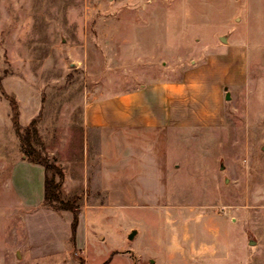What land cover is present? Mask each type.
Here are the masks:
<instances>
[{
    "label": "rangeland",
    "instance_id": "1",
    "mask_svg": "<svg viewBox=\"0 0 264 264\" xmlns=\"http://www.w3.org/2000/svg\"><path fill=\"white\" fill-rule=\"evenodd\" d=\"M239 45L244 80L222 88L221 124L162 130V204L110 198L98 132L83 127L87 100L181 82ZM212 75L209 106L222 77ZM13 106L22 128L38 119L44 152L70 178L80 172L72 161L88 165V182L64 194L84 210L85 247L29 258L31 236L46 241L67 225L45 228L39 212L25 235L29 214L46 207L44 181L21 151ZM0 252L3 264H264V0H0Z\"/></svg>",
    "mask_w": 264,
    "mask_h": 264
},
{
    "label": "crops",
    "instance_id": "2",
    "mask_svg": "<svg viewBox=\"0 0 264 264\" xmlns=\"http://www.w3.org/2000/svg\"><path fill=\"white\" fill-rule=\"evenodd\" d=\"M229 50L231 51L227 54L212 53L203 66L191 71L187 79L181 82L160 81L139 88L130 87L125 91L100 93L87 100L83 127L86 131L95 129L98 132L102 148V166L98 178L102 180V188L110 198H120L119 204L124 208L145 206L148 203L162 204V130L179 127H217L221 124L224 110L221 90L229 83L243 82L246 63L245 51L241 45ZM215 73H221L222 77L216 79L212 86L213 104L209 106L207 86ZM144 162H147L148 166L151 164V167L147 166L146 175L138 179L136 177L135 183H129V171L134 170L139 174L142 165H146ZM62 164L65 173L63 194L69 196L74 192L73 189L82 186L84 180L88 182V165L84 168V161L80 159L71 162L73 167L79 165L77 168L80 169L79 176H75L79 179L74 177V180L69 177L67 164ZM38 165L42 168L45 184V168ZM82 211L84 210L81 209L79 216L81 222L84 215ZM39 212L45 217V228L56 229L60 224H66L67 229L64 228L63 235L57 230L55 236L46 241H42L41 234L31 236V241L25 247L29 258L36 260L66 254L70 248L73 212L36 206L26 220L25 235L29 234V220ZM81 222L76 236L79 248L86 245H83L80 239ZM4 257L3 252H0V264L4 263Z\"/></svg>",
    "mask_w": 264,
    "mask_h": 264
},
{
    "label": "trees",
    "instance_id": "3",
    "mask_svg": "<svg viewBox=\"0 0 264 264\" xmlns=\"http://www.w3.org/2000/svg\"><path fill=\"white\" fill-rule=\"evenodd\" d=\"M17 115V110L13 106V120L20 139L21 151L28 161L40 164L45 168L43 205L56 211L69 210L73 212L74 218L72 221L71 242L73 246H76V236L81 210L76 200L66 199L64 197V170L44 152V142L37 127L38 119H33L30 125L22 128L19 124Z\"/></svg>",
    "mask_w": 264,
    "mask_h": 264
},
{
    "label": "water",
    "instance_id": "4",
    "mask_svg": "<svg viewBox=\"0 0 264 264\" xmlns=\"http://www.w3.org/2000/svg\"><path fill=\"white\" fill-rule=\"evenodd\" d=\"M221 39H222L223 41L225 40L224 37H221ZM230 97H231L230 92L227 91V93H226V99H230ZM222 168H224V167L222 166ZM136 233H137V230H133V231L130 233L129 237H130V238H133L134 235H135ZM250 243H253V242L251 241ZM19 255H20V253L18 252V256H19Z\"/></svg>",
    "mask_w": 264,
    "mask_h": 264
}]
</instances>
